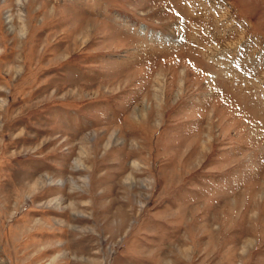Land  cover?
Returning a JSON list of instances; mask_svg holds the SVG:
<instances>
[{
  "label": "rangeland",
  "instance_id": "374dc122",
  "mask_svg": "<svg viewBox=\"0 0 264 264\" xmlns=\"http://www.w3.org/2000/svg\"><path fill=\"white\" fill-rule=\"evenodd\" d=\"M0 264H264V0H0Z\"/></svg>",
  "mask_w": 264,
  "mask_h": 264
}]
</instances>
